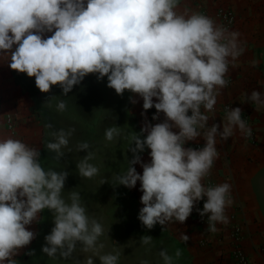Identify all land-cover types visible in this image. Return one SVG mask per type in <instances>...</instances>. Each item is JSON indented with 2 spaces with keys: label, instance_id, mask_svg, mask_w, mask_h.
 <instances>
[{
  "label": "clouds",
  "instance_id": "1",
  "mask_svg": "<svg viewBox=\"0 0 264 264\" xmlns=\"http://www.w3.org/2000/svg\"><path fill=\"white\" fill-rule=\"evenodd\" d=\"M177 2L0 0V62L34 77L42 93L58 85L66 96L88 74L98 80L106 77L107 87L117 95L128 91L142 98L145 112L154 108L153 120L163 113L162 122L146 124L133 137L129 167L115 177L116 186L131 189L139 181L143 207L138 220L149 230L157 224L183 223L206 198L198 212L216 232L217 223L229 222L225 210L233 203L230 183H202L219 156L217 137L227 140L237 131L250 136L252 130L240 107L226 108L222 125L208 122L228 83L229 65L244 49L239 32L205 15L178 14ZM245 99L264 107V92L253 90ZM65 107L63 100L57 105L59 110ZM72 131L54 132L55 142L47 144L57 159L64 155L61 149ZM117 134V127L106 130L108 140ZM197 138L203 139L202 147H185ZM78 147L87 150L90 145L82 142ZM146 149L150 162L143 163L140 154ZM90 158L85 156L77 166L89 178L98 172ZM40 160L34 145L0 137V264H17L13 257L36 236L28 226L38 222L45 209L54 217L41 248L49 257H71L78 242L84 250L92 248L103 233L102 225L89 219L79 193L71 192L70 202L62 197L68 172L45 170ZM141 238L145 244L152 240L148 235ZM180 239L186 243L189 237L182 232ZM160 256L164 264H173L166 251ZM100 260L117 264L118 254Z\"/></svg>",
  "mask_w": 264,
  "mask_h": 264
},
{
  "label": "crops",
  "instance_id": "2",
  "mask_svg": "<svg viewBox=\"0 0 264 264\" xmlns=\"http://www.w3.org/2000/svg\"><path fill=\"white\" fill-rule=\"evenodd\" d=\"M220 7L230 8L234 12L235 24L229 31L240 33L239 40L244 51L229 65L226 74L228 83L217 98L214 105L215 117L209 120L208 125L211 126L213 123L222 125L227 115L224 106L240 107L243 118L252 130L250 139L239 131L227 140L217 137L216 147L219 156L214 161L210 175L214 186L225 182L232 185L233 203L225 210L229 222L217 223V231L210 233L194 219L191 212L183 223H168L165 226L157 224L150 230L146 229L138 220L139 210L143 207L139 181L131 189L123 185L116 186L115 177L127 171L128 160L132 158L131 152H124L128 155L119 165L123 166V170L118 171L106 183L101 182L99 188L92 189L93 198L89 202L85 200L82 205L88 209L95 199L94 207L103 209L102 215L103 211L107 213L112 227L120 228L117 234L111 235V247L116 246V249L122 252L130 236L144 245V254L137 257V264H164L160 256L162 250L173 257V264H227L230 248L229 229L232 222L242 227L241 246L249 264H264V107L258 108L254 102H246L245 99V93L250 95L253 90L264 92V0H178L176 11L178 14L187 15L205 11L215 21L213 14ZM50 35L51 33L45 34ZM8 63L0 62V137H12L34 145L40 151V163L44 166L50 161L45 157L43 149L46 128L44 93L35 86L34 77L11 70ZM111 90L113 93L106 105L109 110L107 113L110 117L121 119L117 128L121 133L124 132L125 138L132 139V145L133 137L140 133L146 124L155 125L164 120L163 113L159 114L158 119L153 120L156 110L152 108L145 112L142 108V98L135 94L125 91L122 95H117L113 89ZM125 103L129 104L128 108ZM7 114L15 119V130L12 133L6 129ZM113 119H110L112 123L116 124L119 121ZM187 144L190 146L199 144L202 147L204 141L197 138ZM149 151L146 149L140 154L143 163L150 162ZM134 167L142 174L140 164ZM54 171L60 172L59 169ZM66 181L61 193L66 201H69L71 192L79 193L80 200L89 198L90 193L82 190L87 187V177L82 176L80 172H72ZM77 186L82 188L75 189ZM231 216L234 217L233 221ZM53 218V214L45 209L40 213L38 222L28 226L36 236L13 257L17 264H48L49 258L42 253L41 248L45 244L44 237L54 226ZM182 232L189 237L186 243L180 239ZM145 235L152 237L148 244L143 243L141 238ZM177 249L181 250L179 257L175 255ZM121 255L117 264L123 263Z\"/></svg>",
  "mask_w": 264,
  "mask_h": 264
},
{
  "label": "rangeland",
  "instance_id": "3",
  "mask_svg": "<svg viewBox=\"0 0 264 264\" xmlns=\"http://www.w3.org/2000/svg\"><path fill=\"white\" fill-rule=\"evenodd\" d=\"M106 80V77L98 80L96 74L86 75L80 84L73 86L66 96L62 94V89L58 85L52 86L48 93H44V128H46L43 149L46 153L45 157L50 160L48 164H44V169L66 170L68 174L78 173L79 162L89 154L91 155L89 163L98 169L97 174L90 178L87 177L86 186L88 188L79 186L75 188H82L85 193H90L88 199L81 200V204L85 203V200L89 202L93 198L92 189L99 188L101 182L106 183L118 171L123 170V166L119 167L120 162L126 159L128 154H124V152L127 153L129 146L132 145V139L125 138L124 132L121 133L119 128H117L118 134L114 135L112 140L106 138V130L110 127H117L121 122L119 117H110L107 113L109 110L106 105L110 102L109 99L113 92L111 88L107 87ZM61 100L66 104L64 110L57 108ZM125 105L127 108L129 107V104L125 103ZM111 118H114L113 121H119L116 124L112 123ZM61 129L66 132L74 131L68 136V144L61 149L64 155L57 159L56 153L49 150L47 144L55 142L53 133ZM82 142H87L90 145L89 149L80 150L78 146ZM94 201L95 199L92 200V208L86 209V213H90L89 219H95L103 228V233L98 237L95 245L84 250L83 245L78 242L71 257L64 259L58 254L56 257L48 256V264H87L89 258L93 260V264H102L101 256L117 253L118 257L122 254V264H137V257L143 256L144 245L138 239L136 241L131 239V236L122 252L118 251L116 246L111 247V235L117 234L120 228L112 227L106 216L107 213L103 211L104 215H102L101 210L103 209L98 206L95 208ZM106 209L105 207L104 210Z\"/></svg>",
  "mask_w": 264,
  "mask_h": 264
},
{
  "label": "built area",
  "instance_id": "4",
  "mask_svg": "<svg viewBox=\"0 0 264 264\" xmlns=\"http://www.w3.org/2000/svg\"><path fill=\"white\" fill-rule=\"evenodd\" d=\"M201 15L208 16L205 11H202L200 13ZM214 19L217 21L219 25H223L229 30L234 26L235 24V15L234 12L230 8H217L214 12ZM209 17V16H208ZM228 106H224V110H226ZM5 125L6 129L9 132H14L15 130V119L12 115L7 114L5 116ZM247 139H250L249 136H245ZM185 147H192V148H200L201 145L199 144H194L193 146H190L189 144H186ZM202 183L207 187V186H214L213 180L211 179V175L209 174L205 178H203ZM206 198L201 199L198 203L194 205L192 214L194 219L202 225L207 232L214 233L210 231L207 227L208 221L207 217H201L199 215L198 209L202 210L203 209V204L205 202ZM231 220H234V217H230ZM217 227V225H216ZM243 238V231L242 227L237 224L232 222L230 229H229V243H230V248L228 251V263L227 264H249L248 258L246 254L243 251V248L241 246V241Z\"/></svg>",
  "mask_w": 264,
  "mask_h": 264
}]
</instances>
